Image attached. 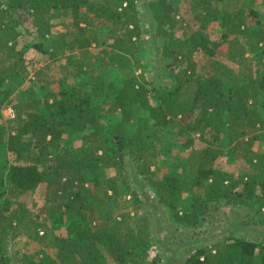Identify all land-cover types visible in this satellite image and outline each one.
Listing matches in <instances>:
<instances>
[{
  "label": "trees",
  "instance_id": "16d2710c",
  "mask_svg": "<svg viewBox=\"0 0 264 264\" xmlns=\"http://www.w3.org/2000/svg\"><path fill=\"white\" fill-rule=\"evenodd\" d=\"M30 1L33 2L31 11L23 15L20 7L24 0H0V56L15 55V42L25 30V34L34 39L33 46L41 52H49L51 57L67 55L71 69L58 77L54 91L38 94L30 90L23 100L14 102L9 98L8 88L16 85L18 78L25 76L27 71L16 60L0 64V85H6L7 89L0 103L6 100L14 111L7 136V128L0 123V146L4 145L5 150L13 154V160L3 167L6 173L0 172V196H5L4 203L9 204L10 199L16 201L20 196L32 193L42 182L46 181L48 187L61 184L59 197L65 200L52 203L48 217L62 221L67 215L70 218L67 233L70 235L56 234L52 228H46L44 220H39L23 201L17 200L15 206L0 209V264H12L14 259L13 264L23 260H26L25 264H147L150 247L160 245V237H152L147 213H138L134 207V212L123 210L114 214L107 208L102 219H93V203L115 198L117 192V188L110 185L111 179L108 180L109 188H104L93 176L96 170L108 167L117 168L127 177L131 168L133 172L129 177L137 176L146 182L150 180L147 186L154 191L157 203L171 212L168 220L190 229L193 237L187 238L188 242L178 241L177 249L170 257L174 264H256L257 254V264H264V236L251 238L238 232L246 221L264 224L261 211L264 208V152L253 148L257 131L264 129V46H260L264 43V24L257 12L248 11L243 6L220 12L211 6V0H190L193 13L206 15L209 21L219 20L224 37L253 36L250 47L252 51L256 49L259 56L255 62L256 70L254 73L244 72L227 91L225 83L236 79L241 70L219 58L208 57L202 70L197 72L189 58L191 52L184 50L186 39L175 34L177 9L168 0H149L147 7L155 23V35L162 39L161 54L165 67L175 69L183 60L187 65L181 73H176L177 83L173 86L172 95L159 96L160 102L152 105L151 91L147 86L150 81L142 72L141 76L135 73L140 70V61L132 63L139 50L141 33L136 0ZM47 9L62 11L75 20L73 32L65 30L51 36V50L42 44L50 32L44 17ZM28 16L32 18L33 27L23 24V19H29ZM250 18L252 22H249ZM94 26L106 29L112 36L111 41L105 44L107 48H102L99 61L101 65L123 73L120 89L107 85L103 79L91 83L90 88L84 87V81L70 80L85 75L89 66L81 60H71L72 52L92 44L94 47L102 45V40L96 35L84 36L87 29ZM254 26L259 27V38L254 35L257 33ZM195 44L205 52H212L205 38L201 37ZM232 51L227 59L237 61L236 53ZM36 74L39 76L41 71ZM190 84V96L181 99L177 92ZM157 86L162 88L159 84ZM105 89V99L97 101L94 97ZM112 97L110 106L107 102ZM135 105L156 112L151 114L153 123L149 126L148 120H140L141 126L137 131L141 136H136V132H124ZM116 110L120 118L113 129V143H110L105 119ZM171 124L178 127L177 135L186 137L185 146L192 144L194 135L208 143L201 152L200 161L191 164L192 171L190 169L189 172L194 174L191 181L196 191L192 192L186 208L183 205L177 207L174 199L180 192L179 179L166 175L161 180H151L152 171L156 168L151 170L148 162H144L147 146H153L147 138L151 133L157 141L160 138L159 133L152 129ZM66 131L85 140L87 146L82 152L71 150L62 143ZM224 133L231 153L242 159L253 172L231 176L214 164L212 160L222 153L219 141ZM152 152L158 154L161 151L154 149ZM166 153L169 154V150ZM208 156H212L211 160ZM41 163H48L46 170L40 166ZM88 182H93L94 188L98 186V189L85 186ZM65 187L69 192L63 195ZM131 187L125 181L124 188L129 190ZM130 193L129 198L134 204L148 202L149 197L142 198V193L138 194L134 187ZM220 204L232 207L239 217L230 225L222 226L226 233L220 240L203 244L199 231L194 229L204 227L210 210H217ZM240 209L242 212L237 211ZM138 215L141 220L136 227L132 220ZM19 235L42 246L35 251L38 256L31 260L25 254L21 259L15 258L19 250L12 254L10 245ZM204 240H208V236ZM192 244L194 247L189 248ZM44 248L52 249L53 253ZM152 257L148 264H159L160 254L155 252Z\"/></svg>",
  "mask_w": 264,
  "mask_h": 264
},
{
  "label": "rangeland",
  "instance_id": "374dc122",
  "mask_svg": "<svg viewBox=\"0 0 264 264\" xmlns=\"http://www.w3.org/2000/svg\"><path fill=\"white\" fill-rule=\"evenodd\" d=\"M25 3L20 7L21 13L26 15V12L31 11L30 5L33 6V2L30 0H24ZM149 0H136L138 7V16L140 20V39L138 40L139 50L135 53V57L132 59V63L136 62V60L140 61V70H138L137 74L140 75V72L144 74L149 79V83L147 86L151 91V99L150 102L152 105H157L160 102L159 96H167L172 95L173 86L176 85V73H181L185 68L186 61L183 60L175 69H168L165 67L164 61L162 59V39L160 36L155 35V23L149 13L148 10V2ZM172 7L177 9L176 12V21L177 25L175 28V34L178 37H182L186 39V47L185 51L191 52L189 58L191 57L192 62L195 64V69L197 72L202 70V66L204 65L206 58L214 57L219 58L224 62H228L233 66L234 69H240L241 73H239L234 80H229L225 83V90H229L231 86H233L240 78L243 73H254L256 70L255 62L259 59V56L255 51L251 50L250 43L252 42L253 36H239L238 39L236 37L230 35L224 37L222 35V29L219 25V20L209 21L205 17L206 15L193 13L190 9V0H168ZM264 0H211V6L217 8L220 12L223 10H232L237 6H243L248 11L257 12V16L260 18V22L264 24ZM26 13V14H25ZM44 17L46 18L50 32L49 36L42 41L44 48L51 50L53 43L51 42V36L55 35L57 32L61 31H74L75 28V20L69 14H64L62 11L47 9ZM254 17V16H252ZM29 19H23L24 26H32V18L28 16ZM256 18V17H254ZM249 22L253 20L250 18ZM258 26H254L253 30L254 35L259 38ZM25 30L21 33V36L17 38L15 42L14 48L16 50L15 55H2L0 56V64L1 63H10L14 60L19 61L18 64L22 65L27 71L26 75L18 78V83L16 85L10 86L8 89L10 91L9 98L14 102L17 100H23L25 98L26 92L30 90L36 91L38 94H43L45 92L54 91L57 88V79L65 72H68L71 69V64L68 61L67 55L61 54V56L51 57L49 52H41L35 46H33L34 39L30 37L28 34H25ZM96 35L98 39L102 40V45L100 47H94L92 44L87 48H83L81 50H76L72 52L73 56L71 60H81L82 62H86L89 66L86 69V74H82L80 76L74 77V79H70L71 81H84L86 85L85 88H90L91 83L97 80H105L107 85L115 87L116 89H120L123 80V73L116 68L111 66L101 65L99 61V56L102 55V48L106 49L107 42L111 41L112 36L108 33L106 29H102L98 26H94L92 28L87 29L84 36H94ZM205 38L207 40V47L212 50V52H205L201 49L200 45H196L197 40H201ZM236 40V42H235ZM55 45V44H54ZM264 43L262 42V45ZM233 49V53L237 61H229L227 59L228 53ZM243 52V55L241 54ZM4 59V61H3ZM134 65V63H133ZM18 67V66H17ZM19 69V67L17 68ZM40 70L41 74L38 76L36 73ZM264 72V70H263ZM260 74H262V70H260ZM141 76V75H140ZM143 76V75H142ZM159 84L162 88L157 86ZM159 87L160 89L156 90L155 88ZM6 85H0V98L3 97V92H5ZM110 90V89H109ZM192 90L191 84L187 88H181L177 95L181 99H186L190 96V91ZM172 91V92H171ZM106 89L103 92H99L97 97H94L97 101L102 98L105 99ZM114 96V94H113ZM111 100L107 102V104H112ZM103 99V100H104ZM111 106V105H110ZM11 107V103H7L6 100L0 103V123L4 125L6 129V136L9 134V126L13 123L11 121L12 118L8 117L7 109ZM152 113L151 108H143L141 106L135 105L131 109L129 114L128 122L125 125L124 132L128 134H132L136 132V136H141L138 134V129L141 126L140 120H148V126L153 123V120L150 119ZM120 118V114L118 110L112 111V114L107 117L105 120V129L110 139V143H113V136L115 132L113 131L114 126L118 122ZM155 132H158L160 138L157 139L152 138V133L147 140L153 146L145 152L144 162L151 166L150 169L154 170L153 174H151V180H161L166 175H174L176 176L180 184V192L174 198L177 207L183 205V208H186L189 203V198L195 193L196 189L192 184V178H194V174L189 172L191 169V164H196L201 159V152L208 146V143L202 140H199L197 136L194 135L193 142L189 146H185L184 142L186 141L185 136L177 135L178 127L171 124L165 125L160 129L157 127ZM88 131V130H87ZM258 137L255 139L253 143V148L256 151L264 152V129H260L257 131ZM82 135V134H81ZM140 138V137H138ZM208 138V134H207ZM62 143L65 144L69 149L82 152L87 143L83 140L80 135L69 134L66 131L62 137ZM220 148L222 153L212 161H214L215 165L220 166L222 169L226 170L228 174L231 176L237 174H247L253 172L249 168V166L242 160L237 159L231 153L230 145L228 144L226 133L221 136V140L219 141ZM151 146V145H150ZM160 150L161 152L158 154H153L152 150ZM166 150H169V154L166 153ZM212 156L208 159L211 160ZM13 160V154L7 152L5 150L4 145L0 146V172L3 174L6 173V170H3L5 164H9ZM50 163V162H48ZM48 163H41L40 166L43 170H46ZM175 166V167H172ZM192 171V169H191ZM133 172V169L128 170V177L126 174H123L118 171L117 168L108 167L101 168L95 171L93 176H96V181L100 183L104 188H109L110 181L112 180L110 185H113L116 189L115 198H112L106 202H95L93 203V208L95 210L93 219L96 218V221L104 217V210L111 209L114 214L120 213L123 210H130L131 212L137 209L142 211L143 213H147L150 217L149 220V228L153 231L152 237L158 238L160 237L159 244L150 247L149 256L147 257V264L151 262V259L154 256V253L157 252L160 254L161 260L159 264H174V260L170 261V257L173 252L177 249L178 241L184 240L188 242L187 238L193 237V234L190 233V229H185L179 226L178 224L169 221L168 218L171 216V212L167 210V208L160 203H157L155 193L152 189L147 186V183L150 181L140 180L137 176L129 177ZM137 175V174H136ZM177 179V180H178ZM125 181L128 182L132 187L127 190L125 189ZM131 181V182H130ZM130 182V183H129ZM57 186V188H56ZM85 186L92 187V190L98 189V186L94 188L93 182L85 184ZM61 184H57L51 187H48L45 182L40 183L38 187L32 192L20 196L17 200L23 201L29 210L38 217L39 220L45 221V227L52 228L56 234L60 235H70L67 233V225L70 221V218L66 215L62 221L53 220L48 217L49 207H51L52 203L63 202L65 198H60L61 195ZM136 189V192L139 194L142 193V198H148V202L144 205L134 204L132 198H128V195L131 196V189ZM194 189V190H193ZM127 190V191H126ZM144 190V192H142ZM69 192L68 189H64L63 195H66ZM112 191H109L108 194H111ZM6 200L5 196H0V209L4 210L5 208L13 207L16 205V201L14 199L9 200V204L4 203ZM88 213L87 210H84ZM238 212H242V210H237ZM5 211L4 213H6ZM264 214V211H262ZM147 216V215H146ZM153 216L157 217L156 220H153ZM230 217V219H228ZM239 217L238 213H234L232 207L228 205H222L218 207L217 210H210V215L208 220L205 219L204 227H197L194 230L199 231V236L203 239L201 243H213V240L217 241L222 238L221 235L225 234L223 232L224 224L230 225L234 219ZM171 219V217L169 218ZM227 219V220H226ZM139 215L134 217L132 220V225L138 226L140 222ZM247 223L241 225L238 228V232L243 233L245 236H249L251 238H255V236H264V224L258 225L251 222L246 221ZM204 228V231H202ZM202 232V233H200ZM208 236V240H204V237ZM184 238V239H183ZM195 238V237H194ZM205 242V243H204ZM11 253L13 254L16 249L19 250L17 254H15L16 259H21L23 254H25L29 260L35 258L38 255H35V251L42 248L35 241H29L26 239L24 235L17 236L14 241L10 245ZM169 246V248L167 247ZM189 248L194 247V245H189ZM47 252L53 253V250L50 248H44ZM184 250V249H183ZM257 262L259 263V254H257ZM14 260H11L13 264ZM26 260L21 261L19 264H25Z\"/></svg>",
  "mask_w": 264,
  "mask_h": 264
},
{
  "label": "built area",
  "instance_id": "2783aa9c",
  "mask_svg": "<svg viewBox=\"0 0 264 264\" xmlns=\"http://www.w3.org/2000/svg\"><path fill=\"white\" fill-rule=\"evenodd\" d=\"M7 112H8V117L13 118V116H14V111H13V109H12L11 107H9V108L7 109ZM129 197H130V195H128V198H129ZM261 211H264V208H262Z\"/></svg>",
  "mask_w": 264,
  "mask_h": 264
}]
</instances>
